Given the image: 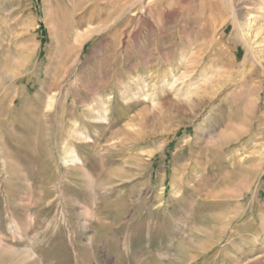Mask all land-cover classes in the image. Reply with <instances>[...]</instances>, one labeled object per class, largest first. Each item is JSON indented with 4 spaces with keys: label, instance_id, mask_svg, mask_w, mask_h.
I'll list each match as a JSON object with an SVG mask.
<instances>
[{
    "label": "rangeland",
    "instance_id": "obj_1",
    "mask_svg": "<svg viewBox=\"0 0 264 264\" xmlns=\"http://www.w3.org/2000/svg\"><path fill=\"white\" fill-rule=\"evenodd\" d=\"M0 264H264V0H0Z\"/></svg>",
    "mask_w": 264,
    "mask_h": 264
},
{
    "label": "bare ground",
    "instance_id": "obj_2",
    "mask_svg": "<svg viewBox=\"0 0 264 264\" xmlns=\"http://www.w3.org/2000/svg\"><path fill=\"white\" fill-rule=\"evenodd\" d=\"M129 2V1H128ZM125 3H127V2H125ZM115 4V3H114ZM131 4H134V3H131ZM143 4V3H142ZM135 5V4H134ZM145 5V4H144ZM113 26H115V21L113 22ZM112 25H110V26H108L107 28L109 29V28H111V27H113ZM95 33H97V30H90V29H87V30H85V29H82V30H80L79 28H78V30H77V33H76V40H78L79 41V45H75V46H78L81 50H79L78 52H79V54H80V52L85 48V46L86 45H88L89 44V42L92 40V39H94V37H95ZM122 34H125V31H123L122 32ZM121 34V35H122ZM75 40V41H76ZM123 43V42H122ZM124 44V43H123ZM77 47V49H79ZM118 47V46H117ZM76 49V48H75ZM121 53V52H120ZM118 56H119V51H118V49L117 50H115V63L117 64V60H118ZM114 62V61H113ZM118 65V64H117ZM144 76V75H143ZM134 77H136L135 75L133 76V78ZM137 78V77H136ZM138 80H141L142 82V85H141V83H140V86H139V93L140 94H142L141 93V91H143L144 93H143V95L144 96H146V97H148V96H150L148 93H146L145 91H144V89H145V87H147V86H149L150 85V82H148L147 80H146V78L144 77V78H139ZM144 83V84H143ZM136 86H137V83H136ZM138 90V89H137ZM139 93H138V95H139ZM129 94V93H128ZM132 95V94H131ZM135 95V94H134ZM191 95V94H190ZM190 95H188V97L187 98H189L190 97ZM57 96H59L58 94H50L49 95V99H48V107H51V108H53V107H56V106H54L55 104H56V99H57ZM111 97V96H110ZM133 98V95L132 96H124L123 97V99L124 100H126V101H128V100H130V99H132ZM67 100V99H66ZM105 104V103H104ZM107 105V104H106ZM109 106V105H108ZM128 107H130V105H127ZM53 109H55V108H53ZM109 111H110V108L109 107H106L105 109H102L101 111L100 110H98L97 111V109H96V112L97 113H95L94 115H93V119H95V120H100V121H102V120H107L108 119V113H109ZM200 129H202L201 127H200ZM204 131V130H203ZM202 131V132H203ZM75 135V134H74ZM202 136H204V135H202ZM77 138L78 139H80V140H86V139H88L89 138V136L86 134V130L85 131H78L77 132ZM74 148H72V150L70 151V153H69V157H70V160L71 161H78L79 159H80V155H79V153L74 149Z\"/></svg>",
    "mask_w": 264,
    "mask_h": 264
}]
</instances>
